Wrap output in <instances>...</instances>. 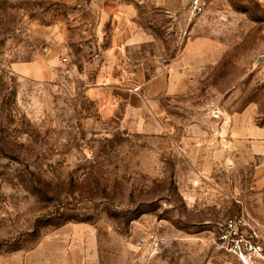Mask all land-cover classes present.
<instances>
[{
    "label": "rangeland",
    "instance_id": "1",
    "mask_svg": "<svg viewBox=\"0 0 264 264\" xmlns=\"http://www.w3.org/2000/svg\"><path fill=\"white\" fill-rule=\"evenodd\" d=\"M130 17L146 74L183 50L187 92L105 120L90 97ZM0 0V264H264V0ZM140 38V37H139Z\"/></svg>",
    "mask_w": 264,
    "mask_h": 264
},
{
    "label": "crops",
    "instance_id": "2",
    "mask_svg": "<svg viewBox=\"0 0 264 264\" xmlns=\"http://www.w3.org/2000/svg\"><path fill=\"white\" fill-rule=\"evenodd\" d=\"M123 7L118 5L120 31L104 51L99 80L89 93L105 120L127 122L135 120L133 117L158 97H177L187 92L193 79L183 66V50L155 72L145 73L142 59L133 58L132 49L140 48L147 40L129 32L132 25Z\"/></svg>",
    "mask_w": 264,
    "mask_h": 264
},
{
    "label": "built area",
    "instance_id": "3",
    "mask_svg": "<svg viewBox=\"0 0 264 264\" xmlns=\"http://www.w3.org/2000/svg\"><path fill=\"white\" fill-rule=\"evenodd\" d=\"M211 0H189L188 14L196 17L203 14ZM255 227L245 217L230 218L217 227V240L228 252L234 254L245 264H251L260 253V246L255 241Z\"/></svg>",
    "mask_w": 264,
    "mask_h": 264
},
{
    "label": "water",
    "instance_id": "4",
    "mask_svg": "<svg viewBox=\"0 0 264 264\" xmlns=\"http://www.w3.org/2000/svg\"><path fill=\"white\" fill-rule=\"evenodd\" d=\"M261 60H262V61H264V56H263V57H261Z\"/></svg>",
    "mask_w": 264,
    "mask_h": 264
}]
</instances>
